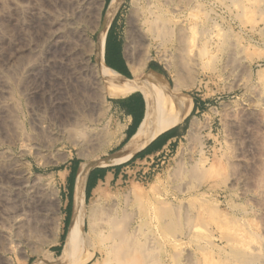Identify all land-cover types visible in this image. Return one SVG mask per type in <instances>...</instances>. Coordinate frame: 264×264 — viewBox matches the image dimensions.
<instances>
[{"label": "rangeland", "instance_id": "rangeland-1", "mask_svg": "<svg viewBox=\"0 0 264 264\" xmlns=\"http://www.w3.org/2000/svg\"><path fill=\"white\" fill-rule=\"evenodd\" d=\"M65 1L0 0V102H2L0 106L2 105V109H5L6 106L12 104L11 107L9 106L10 108L6 107V109L10 110L12 108V112L13 109H16L12 115V112L7 111L11 115L7 117L8 120L5 117L7 114L5 115L0 109V160H2L0 161V176L6 174L12 168L14 169V166L25 164L21 167L22 171L25 169L24 172L30 173L32 179L40 175L43 183L49 181L47 183L50 185L49 187L52 186L57 191L61 202L60 231L53 234L49 229L41 228V224L38 226V223L35 227L33 226L34 230L31 223L34 225L36 222L33 220L32 215L23 212L24 215L26 214L23 218L28 217L30 223L27 222V218L25 221L23 219L21 224L33 228L32 233L29 232V235L33 236L34 239H32V244H29L30 247L29 245L19 244V247H22L21 249L26 252L42 250L46 254L53 253L55 258L60 255L64 243L62 235L64 233L65 193L62 192L60 183L65 177L69 164L76 161L81 164H93L94 167L103 166L102 159L110 152L112 140L117 136L119 130L117 114L112 109L110 98L106 95L102 82L95 73V63L91 51L104 24L103 16H105V13L103 15L102 10L99 13L97 7L100 0H96V4L95 0L93 1L94 4H91L93 2L90 0H86L88 4L85 3L84 8L87 7L88 9H84L86 12L82 10L84 12H81L82 16L72 13L71 10L75 12L72 7L74 5H71L73 3L68 0ZM133 1L136 5L135 10H137V14L134 12L133 16H138L135 18L138 20L140 33L136 45L131 49L130 60L136 65H144L141 72L142 78L150 74L147 71L149 64L157 65L159 67V77L169 91H173L176 86L181 87L173 97L189 99L191 105L198 108V111H192L191 107L189 114L180 124L182 136L176 140L168 152L158 158V161L156 160L150 166L144 165V168L147 169L144 174L147 178L145 181L141 179V174H135L126 180V183L117 186H103L107 200L101 204L96 215L97 219L99 217L103 221L104 217L112 218L114 212L113 218L118 220L120 217L123 218V212H125L124 220H119L120 224L125 223V226L129 223L128 226H125L127 231L133 232L134 230V233L136 231V240L139 244H143L146 239V243L151 244L149 247L154 246L156 248L150 251L153 253L158 250L156 256L165 264H192L191 262L205 264L203 262L205 258H201V254L204 257L212 254L210 259L214 262L217 261L216 264L220 263L231 256V248L226 245L227 243H234V247L237 248H245L247 241L249 243L252 241L251 245L248 246L247 244L246 246L249 249L248 252L251 250L250 247H252L251 252L256 249L255 245H261L257 246L255 253L258 251V247L262 251L264 248V240H262L264 239V32H262V30L264 31V22L258 16H252V20L248 16L246 22L251 20L252 22L257 21V23L255 26H252L249 22L247 24L243 21L245 20L244 17L237 16V10L225 8L217 0H213L210 5H207L208 15L203 21L204 26L211 30L210 35L213 36V41L216 42L217 40L218 43L219 40V49L216 52L215 60L208 69L206 68L207 64L204 62L206 60L203 61L200 58L195 61L191 60L190 55L185 54L187 50L184 46V49L183 47L180 48V52L183 49L185 53H182L183 51L179 53L178 49L174 51L176 49L175 43L162 46V43L159 44L158 39L153 38L150 33L144 31L146 28L141 19L144 0H126L122 6L120 28L125 47L128 31L126 18L132 11L131 3ZM67 8H71V10ZM68 11L74 16H71ZM42 13L44 16H41ZM75 15L77 16L75 17ZM61 19L64 20L61 23H64V26L57 23ZM209 19L211 20L209 21ZM55 21L57 22L55 23ZM71 21L74 26H71ZM68 24L71 25L68 26ZM24 27L27 29L25 28V30ZM213 28L217 29L216 32ZM218 32L221 35H218ZM215 36L218 38L216 39ZM140 37L144 40H141ZM34 48L37 49L34 50ZM179 55L181 56L179 57ZM147 57L149 60L144 61ZM163 57L166 58V62L162 61ZM186 57L190 59L188 60ZM232 58L235 60L233 61ZM29 60L34 62L31 63ZM231 61L232 63H230ZM195 64L196 66H193ZM178 67L180 68L178 69ZM27 68H30L32 72ZM22 78L24 81H22ZM15 80L16 83H14ZM19 81L23 83L21 87ZM17 83L21 88L20 91L25 90V93L30 91L29 94L23 92L25 96L28 97L29 95L31 98L30 100L28 97V100L26 97L28 101L26 103L29 104V101H31L30 105L24 102L26 101L25 98V100L23 99L24 95L22 96L21 92H18L20 88H18ZM24 83L31 88L26 85L25 87ZM6 86L11 90L6 91ZM23 87L26 89H23ZM37 87L39 88L38 91H36ZM50 92H52V97H50ZM36 94L41 96L36 97ZM42 94H46V98L50 97L48 101ZM39 98L44 99L42 102L46 100V103L43 102L42 104ZM33 101L41 105H35ZM54 103H57L55 104L56 110ZM15 104L18 105L20 110L18 107L15 108ZM31 104L33 105L31 106ZM50 105L54 107V112L51 110L52 113L50 109L53 107ZM28 106L33 107L34 110ZM26 109H32V112ZM27 111L29 114H37L36 117L41 122L44 121V123H50L53 126H56L59 121L65 123L71 119L72 126L68 128V137L61 136L58 140H49L51 138L48 137V134H45L47 132H44L46 128H43L42 132L41 128L37 129L38 127L34 128L36 126L31 125L32 118H30ZM40 111H45V114L43 115L44 112L42 114L37 113ZM46 113L47 115L51 114V118L47 119ZM52 114H54V118L56 115L55 120L58 119L59 121L54 122ZM38 115L43 117L39 118ZM14 116H18V120ZM48 120L50 122H47ZM16 124H20L19 127ZM17 132L18 134H16ZM20 133L25 136L23 140L24 136L21 138ZM16 135H18V138ZM20 145L22 148L18 149L21 147ZM29 146L34 147V151L39 148L37 154ZM21 150H25L26 154L23 155ZM82 156L84 157L82 158ZM9 158L17 161V163L11 161L13 164L10 162L12 166L16 163L13 167L8 164ZM5 161L12 168L9 169ZM212 164L213 169L209 167V165L212 167ZM5 165L7 168H5ZM177 169L181 170L178 171ZM189 169H192L193 173L196 171L195 174ZM209 169H211L212 175H210ZM5 171L7 172L4 173ZM172 173L177 174L176 177ZM200 173H203V176L198 177ZM6 175H2V178H0V188L3 189L0 190L5 191V194L9 191L10 194H7V197L0 192V208L3 207L1 209H4L7 213L0 209V228L5 229L4 232L7 231L5 237L3 234L0 237V264H7V262L21 264L19 260L23 252L21 255L18 254L19 256L17 253L14 254L16 250L13 249V253L11 252L12 247L15 246L14 243L16 244L14 236L16 233L14 225L16 226V224H13L14 221L12 220V225L10 223L11 217H9L10 213L14 211L13 207H16L19 202L15 201H18V199H15V195L13 196L11 193V186L6 182ZM189 175L190 177H188ZM2 179L3 181L6 180L3 182ZM178 184L180 188L177 187ZM4 188L7 189L4 190ZM131 188H135L137 194H130ZM2 195L6 197L3 198ZM91 197L92 195L86 203L84 202V209L87 212ZM10 198L15 201L16 206H13L14 201ZM113 199L114 201H112ZM112 202L114 206H111L110 210ZM7 206L10 207L9 210ZM124 207L125 209H123ZM105 209L109 210V217L107 212L104 211ZM173 209L179 211H175L177 215L174 214ZM2 212H4L3 215ZM184 213L187 217L183 215ZM126 214L133 215L130 216L131 220H134L132 223ZM29 215H31V218ZM206 217L209 219H206ZM223 217L228 225L226 228ZM99 219L98 221L101 222ZM236 219L239 226H236ZM184 220L186 225L183 224ZM189 220L191 223H189ZM212 222L215 225L219 223L221 226L219 228L224 226L226 233L222 230V232L219 231L220 229ZM26 225L24 228L27 227ZM231 225L232 227L236 226V228H232ZM216 227L218 230H216ZM227 228L232 232H227ZM237 228L239 230L238 234H236L237 230L234 232V229ZM242 230L243 234H241ZM253 232L256 234L255 239ZM139 234L140 236H138ZM237 235L239 236L238 239ZM246 235L248 236L245 238ZM250 236L253 237L254 241L250 239ZM257 236L259 239L262 238L260 243ZM241 237L243 240H241ZM247 238L248 240L245 241L244 239ZM9 242L14 243L10 245ZM7 243L11 246V249L9 245L7 247ZM214 245L217 248L213 247ZM241 245L242 247H240ZM8 248L11 250L10 252ZM174 254L175 258H173ZM92 259L90 257L81 264H89ZM208 259L209 257L206 260ZM2 260L4 262H1ZM33 260L34 258L30 259V261ZM206 260L204 261L206 262Z\"/></svg>", "mask_w": 264, "mask_h": 264}, {"label": "bare ground", "instance_id": "bare-ground-1", "mask_svg": "<svg viewBox=\"0 0 264 264\" xmlns=\"http://www.w3.org/2000/svg\"><path fill=\"white\" fill-rule=\"evenodd\" d=\"M59 1V0H58ZM60 1H63V0H60ZM70 3L72 2L73 4L71 5H74L72 6L74 9L75 12H73L70 9L68 10H71L72 13L74 14H82L84 12H86L84 9H88L87 7L84 8V5H86L85 3L86 0H68ZM91 2H93L94 0H90ZM136 1V0H135ZM139 1V0H138ZM213 0H144V6L142 7V13H141V19L143 21V25L145 26L146 30L144 31H147L148 33H150V35L155 38V39H158L160 43H162V46L163 45H168V44H171V43H175L176 45V49H178L179 53H181L184 49V47L186 48L187 52L185 53L184 51L182 53H185V54H189L190 57H191V60L193 59L194 61L196 59H201V60H206L204 61L206 65V68L209 69L210 65L213 63V61L215 60V57H216V52L218 51V43H219V40H218V43H217V40L216 42L212 40V37L210 35L211 33V30L207 27L204 26V19L207 18V15H208V11H206V6L207 5H210L211 2ZM222 6H224L225 8H234V10H237L236 11V14L237 16L239 17H244L243 21H245V23L248 24L251 23L252 26H255V24L257 23L256 22H252V18L254 16H258L260 17V20L262 19V21L264 22V0H217ZM67 2V0L65 1ZM68 2V3H69ZM95 4H96V0L94 1ZM91 3V4H94ZM98 11L99 13L101 12L102 10V6H103V0H100L98 1ZM105 2V1H104ZM126 0H111L108 4V8L105 12V16L104 17V26L102 28L101 31H99V36H98V40L97 42L95 43V45L93 46V49H91L92 51V54L93 56L95 57V64H94V67H95V73L97 75V77L100 79V80H103L105 82H107L108 84L110 85H113V86H117V87H122V88H128L129 90L131 91H137V92H140L141 94H143L144 96V99H145V110H144V116H143V119L135 133V135L131 138V140H129L130 142H128V145L125 147L124 149V154L123 156H119V155H116L115 156V159L113 161L114 164H117L119 162H122V161H127L131 155H133V153L135 152H138L140 151L141 149H143L145 146H147L152 140H154L156 137H158L159 135H161L162 133L174 128V127H177L178 125H180L184 119L187 117V115L189 114L190 112V109H191V101L189 99H182V98H179V97H173V96H169L168 97H162L164 94H163V88L162 86L157 83L156 81L154 80H146L145 82H140L138 81V78L140 77L141 75V72H142V69L144 67V65H141L139 64V66L137 67V69L134 70L133 72V75L134 77L137 79V80H134V81H127L121 77H119L118 75H116L115 73L109 71L102 63L101 61V56H102V52H103V41H104V36H105V32H106V28L108 26V24L110 23V21L113 19L114 15L118 12V10L125 4ZM142 2V1H141ZM63 3V2H62ZM69 3V4H70ZM138 3V2H137ZM140 3V2H139ZM88 4V3H87ZM90 4V3H89ZM141 4V3H140ZM16 5V4H15ZM14 5V6H15ZM69 5V6H71ZM18 6V5H17ZM68 6V5H67ZM88 6V5H87ZM62 7V6H61ZM89 7V6H88ZM93 7V5H92ZM95 7V6H94ZM131 7H132V11H130V13L128 14V17L126 18V23H128V31H127V43H126V47H125V57L127 60L131 61V49L136 45V40L139 38L138 37V34L140 33V27H138V20H136V16H133L134 12H136L137 10H135V2L133 1L131 3ZM16 8V7H15ZM18 8V7H17ZM56 8V6H55ZM58 8V7H57ZM90 8V7H89ZM208 9V8H207ZM223 9V8H222ZM28 11V9H26ZM41 10V9H39ZM38 10V11H39ZM82 10H84V12H82ZM91 10V8H90ZM131 10V8H130ZM209 10V9H208ZM217 10V9H216ZM43 11V10H42ZM69 12V11H68ZM69 12V14L71 15L72 13ZM82 12V13H81ZM93 12V11H92ZM95 12V11H94ZM227 12V10H226ZM235 12V11H234ZM27 13V12H26ZM39 13V12H38ZM44 13V12H43ZM42 13L41 16H44ZM67 13V12H66ZM64 13V14H66ZM215 13V12H214ZM219 13V12H218ZM71 15V16H74ZM137 14V12L135 13ZM69 15V16H70ZM84 15V14H83ZM96 15V14H95ZM68 16V15H67ZM77 15H75L76 17ZM79 16V15H78ZM82 16V15H81ZM249 16V19L251 18V20L247 21L246 22V19L248 18ZM253 16V17H252ZM80 17V16H79ZM78 17V18H79ZM136 17V18H135ZM65 19V18H63ZM61 19L59 20V22L55 21V23L57 22L58 24L60 23V25H63L61 24L62 22H64V20ZM75 19V18H74ZM77 19V18H76ZM257 19V18H256ZM255 19V20H256ZM66 20V19H65ZM211 19H209L210 21ZM213 20V19H212ZM214 21V20H213ZM72 22V21H71ZM70 22V23H71ZM215 22V21H214ZM141 23V22H140ZM217 23V22H216ZM259 23V21H258ZM213 24V23H212ZM57 25V24H56ZM71 25V24H68V26ZM64 26V25H63ZM71 26H74L73 25V22H72V25ZM76 26V25H75ZM212 26V25H211ZM243 26V25H242ZM77 27V26H76ZM26 27H24L25 29ZM60 28V27H58ZM74 28V27H73ZM216 28V27H214ZM213 28V29H214ZM23 29V30H24ZM27 29V28H26ZM25 29V30H26ZM64 29V28H63ZM71 29V28H70ZM81 29V28H80ZM78 29V30H80ZM127 29V28H126ZM212 29V30H213ZM217 30V29H216ZM216 30L214 29V31L216 32ZM248 30V29H247ZM76 31V30H75ZM219 31V30H218ZM77 32V31H76ZM262 32H264L262 30ZM82 33V32H81ZM144 33V32H143ZM142 33V34H143ZM213 33V32H212ZM214 34V33H213ZM218 35H221L220 32L217 33ZM263 34V33H262ZM151 37V38H152ZM216 37V36H215ZM214 37V38H215ZM141 38V37H140ZM218 37H216L217 39ZM221 38V37H220ZM141 40H144L143 38H141ZM221 40V39H220ZM138 42V41H137ZM221 43V41H220ZM147 45V44H146ZM161 45V44H160ZM158 45V46H160ZM227 45L229 46L228 42H227ZM232 45V44H231ZM138 46V45H137ZM184 46V47H183ZM35 47V46H34ZM183 49L181 50L180 52V48ZM230 47V46H229ZM233 47V46H232ZM38 48V47H37ZM36 48V49H37ZM247 48V46H246ZM33 49V48H31ZM34 48V50H36ZM224 49V48H223ZM234 49V48H233ZM30 51V50H29ZM33 51V50H32ZM231 51V50H230ZM36 52V51H35ZM39 52V51H38ZM239 52V51H238ZM237 52V53H238ZM246 52V51H245ZM176 53V52H174ZM231 53V52H230ZM36 54V53H35ZM34 54V56H35ZM163 55V54H162ZM178 55V53H177ZM183 55V54H182ZM229 55V54H228ZM231 55V54H230ZM30 56V55H29ZM174 56V55H173ZM181 55H179L180 57ZM233 56V54H232ZM235 56V54H234ZM162 57V56H161ZM177 57V56H176ZM184 58V57H183ZM187 58V57H186ZM185 58V59H186ZM184 59V60H185ZM188 59V58H187ZM186 59V61H187ZM190 59V58H189ZM188 59V60H189ZM228 59V58H227ZM238 59V58H237ZM240 59V58H239ZM27 60V59H26ZM149 60L148 57L144 60V61H147ZM177 60V59H175ZM174 60V61H175ZM181 60V59H180ZM190 60V61H191ZM225 60V58H224ZM233 60V58H232ZM235 60V59H234ZM233 60V61H234ZM30 61V60H29ZM164 62H166V58L163 57V60ZM202 61V62H203ZM31 62V61H30ZM29 62V63H30ZM34 62V61H33ZM31 62V63H33ZM168 62V61H167ZM192 62V61H191ZM227 62V61H226ZM28 63V62H27ZM27 63H25L27 65ZM179 63V62H178ZM185 63V62H184ZM189 63V61H188ZM195 63V62H193ZM232 63V61L230 62ZM235 63V62H234ZM237 63V62H236ZM181 64V62H180ZM204 64V63H203ZM24 65V66H26ZM174 65V64H173ZM192 65V64H191ZM30 66V65H29ZM176 66V64H175ZM193 66H196L193 65ZM15 67V66H14ZM17 68V67H16ZM177 68V67H176ZM180 67H178L179 69ZM195 68V67H194ZM27 69H30V68H27ZM27 69H26V72H27ZM22 70V68H21ZM31 70V69H30ZM25 71V70H24ZM32 72V70H31ZM29 73V72H28ZM20 74V72H19ZM175 74V73H174ZM1 75V74H0ZM29 75V74H28ZM178 75V74H177ZM18 76V75H17ZM30 76V75H29ZM26 77V76H25ZM179 77V76H178ZM29 78V77H27ZM32 78V77H31ZM177 78V77H176ZM23 79V78H22ZM36 79V78H35ZM180 79V77H179ZM4 81V80H3ZM24 81V79L22 80ZM34 81V80H33ZM32 81V82H33ZM176 81V80H174ZM26 82V81H25ZM179 82V81H178ZM16 83V80L15 82ZM34 83L36 84V82L34 81ZM21 84L23 83H20L19 81V85L21 87ZM26 84H28L26 82ZM24 83V86L26 85ZM34 84V85H35ZM180 84V83H179ZM33 85V83H32ZM16 86V85H15ZM17 86H18V83H17ZM23 86V85H22ZM28 86V85H26ZM25 86V87H26ZM187 86V85H186ZM184 86V87H186ZM18 86V88H20ZM25 87H23V89H26ZM30 87V86H28ZM5 88V87H4ZM3 88V91L7 88L4 89ZM31 88V87H30ZM38 88V87H37ZM181 88V87H180ZM179 86H176V88H174L175 90H173L175 92V94L180 90ZM10 88H7L6 91H8ZM22 89V90H23ZM29 89V88H28ZM185 89V88H184ZM11 90V89H10ZM9 90V91H10ZM21 88L19 89V93L24 97L23 99L25 98L26 101H24L25 103L28 102L27 101V96H25V94H29L30 91H28V93H25V90L22 92L20 91ZM33 90V89H32ZM39 88L36 90L38 91ZM2 91V92H3ZM12 92V91H11ZM18 93V94H19ZM23 93V94H22ZM34 93V92H33ZM43 93V92H41ZM40 93V94H41ZM49 93V92H48ZM52 92H50L51 94ZM170 93V92H169ZM5 94V93H3ZM38 94V95H40ZM166 94V93H165ZM174 94V95H175ZM31 95V94H30ZM33 95V94H32ZM36 94V97L38 96ZM43 95V94H42ZM46 95V94H45ZM43 95V96H45ZM49 95V94H47ZM41 96V95H40ZM50 96V95H49ZM53 95L51 94L50 97H52ZM5 97V96H4ZM7 97V96H6ZM21 97V96H20ZM27 97V98H26ZM32 97V96H31ZM49 97V98H50ZM30 98V97H29ZM28 98V100H29ZM35 98V97H33ZM32 98V99H33ZM42 98V97H41ZM44 98V97H43ZM49 98H46L45 96V99H48ZM2 99V98H1ZM5 99V98H4ZM3 99V100H4ZM24 99V100H25ZM40 99V98H39ZM31 100V98H30ZM35 100V99H34ZM41 100V99H40ZM44 100V99H42ZM41 100V102H42ZM53 100V98H52ZM55 100V99H54ZM5 101V100H4ZM15 101V100H14ZM37 101V100H36ZM36 101H33V103L36 105H41L39 103H35ZM46 103V100L43 101ZM42 102V104H43ZM51 102V101H50ZM2 102H0L1 104ZM17 103V102H16ZM19 103V102H18ZM31 101H29V104L30 105ZM52 103V102H51ZM58 103V102H57ZM57 103H54V107H55V110H56V105ZM84 103V101H83ZM7 104V103H6ZM25 104V106H26ZM86 104V103H85ZM12 104H10L9 106L11 107ZM33 104H31L32 106ZM45 105H49V104H45ZM53 105V104H51ZM50 105V106H51ZM81 105V104H80ZM79 105V106H80ZM87 105V104H86ZM2 106V105H1ZM0 106V107H1ZM5 107V104L3 105ZM9 106H6V107H9ZM31 106H28L29 108ZM50 106H47V107H50ZM82 106V105H81ZM2 109L3 107H1L0 109H2L3 113H5V117L7 118L8 116H11L13 114L14 111H16V109L14 110L13 109V112H12V108L9 110L8 108L6 109ZM9 107V108H10ZM18 105L15 104V108H17ZM36 107V106H35ZM46 107V108H47ZM53 107V106H51ZM53 108L50 109V111L52 110L53 111ZM78 107V106H77ZM83 107H84V104H83ZM82 107V108H83ZM27 108V107H26ZM33 109V107H31ZM44 108V106H43ZM58 108V107H57ZM87 108V107H86ZM19 109V107H18ZM17 109V110H18ZM32 109H26V110H32ZM37 109V107H36ZM41 109V108H40ZM48 109V108H47ZM75 109V107H74ZM20 110V109H19ZM34 110V109H33ZM44 110V109H43ZM85 110V109H84ZM83 110V111H84ZM1 111V110H0ZM6 111V112H4ZM7 111L9 112H12L11 115L10 113H7ZM27 111V112H28ZM51 111V113H52ZM75 111V110H74ZM20 112V111H19ZM32 112V111H31ZM30 112V113H31ZM44 112V113H43ZM54 112V111H53ZM80 112V111H78ZM2 113V112H1ZM21 113V112H20ZM37 113H43V115L45 114V111H40V112H37ZM77 113V112H76ZM16 114V112H15ZM29 114V112H28ZM32 114V115H31ZM29 114L30 115V118H32V124L31 125H35L36 127L34 128H41V131L43 128H46V131L44 132H47L45 134H48V137L51 138L49 140H54V139H57L61 136H67L68 137V128L72 126V120L69 119L67 120L65 123H63L62 121H59L62 122V123H58L56 126L50 124V123H44L41 122L40 120H38V118L36 117L37 114L35 113H31ZM34 114V115H33ZM56 114V112H55ZM78 114V113H77ZM1 115V114H0ZM47 115V113H46ZM51 115V114H50ZM49 114L45 117H47V119H49V117L51 118ZM54 114H52V118L53 120H55L56 118V115H55V118L53 117ZM4 116V115H3ZM39 116V115H38ZM58 116V115H57ZM2 117V116H1ZM13 117V116H12ZM16 116H14L15 118ZM41 116H39L40 118ZM43 117V116H42ZM41 117V118H42ZM4 118V117H3ZM17 120H18V116L16 117ZM8 120V118H7ZM14 120V119H13ZM30 120V119H29ZM45 120V119H44ZM52 120V119H50ZM52 120V122H53ZM57 120H55L54 122H56ZM64 120V119H63ZM11 121V120H10ZM31 121V120H30ZM80 121V120H79ZM13 122V121H12ZM47 122H50L49 120ZM53 122V123H54ZM31 123V122H30ZM56 124V123H55ZM15 125V124H14ZM17 125V124H16ZM20 125V124H18ZM17 125V127H19ZM33 127V126H32ZM33 129V128H32ZM34 130V129H33ZM36 130V129H35ZM40 131V132H41ZM39 132V133H40ZM43 132V131H42ZM18 134V132L16 133ZM21 134V133H20ZM44 135V134H42ZM24 135L21 134V138L23 137ZM46 136V135H45ZM16 137L18 138V135H16ZM27 137V136H26ZM16 138V140H17ZM25 138V136L22 138V140ZM28 138V137H27ZM48 140V138H47ZM60 140V139H59ZM70 140V139H69ZM51 141V142H52ZM23 142V141H21ZM48 142V141H47ZM73 143V141H72ZM24 144V143H23ZM38 144V143H37ZM53 144V143H52ZM51 144V145H52ZM74 144V143H73ZM76 144V143H75ZM47 145V144H46ZM79 145V144H78ZM21 146V145H20ZM24 147L26 145H23ZM43 146V145H42ZM28 147V146H27ZM26 147V148H27ZM30 147V146H29ZM36 147V146H35ZM22 146L18 149H21ZM25 148V150H26ZM31 150L33 149V151L35 150V148L33 147H30ZM37 148V147H36ZM43 148V147H42ZM25 150H21L22 151V154L25 155L26 154V151ZM30 150V149H29ZM28 150V151H29ZM39 150V148H37V151ZM43 150V149H42ZM37 151H34L36 152L37 154ZM31 152V151H30ZM28 152V153H30ZM21 153V152H20ZM3 155H5V153H3ZM2 155V156H3ZM79 155V154H78ZM1 156V157H2ZM11 156V155H9ZM12 157V156H11ZM84 156H82L83 158ZM3 158V157H2ZM14 158V156H13ZM16 158V157H15ZM22 158V157H21ZM114 158V157H112ZM5 159V158H4ZM6 159H8V157H6ZM10 159V158H9ZM23 159V158H22ZM21 160V159H20ZM2 161V160H0ZM4 161V160H3ZM8 161V160H7ZM5 161V164L6 162ZM16 162V160L13 161V159H10V161L8 162L9 166H12L10 165V162ZM19 161V160H18ZM112 161V160H111ZM11 162V163H12ZM1 163V162H0ZM4 163V162H2ZM14 163V165L16 164ZM19 163V162H18ZM13 164V163H12ZM195 164V163H194ZM7 165V164H6ZM5 165V166H6ZM13 165V166H14ZM18 165V164H17ZM20 166H14V169L12 167H9L12 168L11 170H7L5 171L4 173L6 174H1L0 178H2V175H6L7 177V181L10 186H11V193L13 194V196L15 195V199H18L15 200L16 202H19V204L16 206V203L12 198L11 196V200L14 201V205L13 206H16V207H13L14 208V211H10V216L9 214L7 215V218L8 216L11 217V224H12V220L14 221L13 224H16V226L14 225V227L16 228V233H15V239H16V245L14 242H9L10 245L12 243H14L15 246L12 247V251L10 250L11 249V246L7 243V247L9 245L10 249L8 248L9 252L11 251L13 253L14 250H16V252L14 254L17 253L18 254H22L23 252V255L22 257L20 258V263L21 264H81L83 262H85L86 259L92 257V261L89 263V264H165L164 262H162L160 259H158V257L156 256V252H158V250H156V252L154 251L153 253L150 251V250H155L156 248H154V246H151L152 249H150L151 247H149L150 245H148L149 243H146V239L145 241H143V244H139L138 241L136 240V231L134 233V230L133 232H128L127 231V228L125 226H128V221H127V225L124 226L125 223H122L123 225L120 224V221L121 219L124 218L125 216V212H122L123 214V218L120 217V219H116V218H113L114 217V212H113V216L112 218L109 217V213L108 212L109 210L108 209H105L104 211L107 212V217H104L103 218V221H102V218L98 219L101 220V222L98 221L96 215L97 213L99 212V209H100V206L101 204L107 200V196L104 192V189H103V186H100L98 188H96L93 192H92V197H91V200L89 202V208H88V212L85 211L84 209V183H85V180H86V177L87 175L89 174V172L94 168V165L93 164H81L78 171H77V174H76V186H75V192H74V196H73V200H72V213H71V219H70V222H69V225L67 227V231L65 233V239H64V243H63V246H62V249H61V253L60 255L55 258V256L53 255V253L49 252V254H46L44 251L42 250H37V251H30V252H26L25 250L21 249L22 247H19V244H22L23 246H28L30 243L32 244V239H34L33 236H30L29 235V232L32 233V229L37 225L38 223V226L41 224V228H45V229H49L53 234H56L60 231V209H61V202L59 200V197H58V194H57V191L51 186L49 187L50 185H48L47 183H49V181L46 183V182H42L41 178H40V175H37L35 176L33 179L32 177H30V173H27V172H24L25 169L22 171L21 167L24 166L25 164H19ZM179 165V164H178ZM177 165V166H178ZM182 165V164H181ZM218 165V164H217ZM7 166L5 168H7ZM180 166V165H179ZM197 167V166H196ZM201 167V166H200ZM210 168L213 169V164H212V167L211 165H209ZM208 167V168H209ZM179 168V167H178ZM202 168V167H201ZM217 168V167H216ZM178 170V169H177ZM181 169H179L178 171H180ZM192 171V169H189ZM202 170V169H201ZM200 170V171H201ZM204 170V169H203ZM202 170V171H203ZM211 169H209L210 171ZM221 170V169H220ZM198 171V170H197ZM201 171V172H202ZM196 172V171H195ZM195 172L192 173L195 174ZM206 172H208V170H206ZM212 171H210V175ZM216 172V171H215ZM190 173V171H189ZM191 173V174H192ZM204 173V172H203ZM203 173L199 176H203ZM209 173V172H208ZM173 174V173H172ZM171 174V175H172ZM190 174V175H191ZM174 175V174H173ZM172 175V177L174 178V176L176 177L177 174H175L174 176ZM190 175L188 177H190ZM206 175V174H204ZM178 176H179V173H178ZM192 176V175H191ZM196 176V175H195ZM196 177V178H198ZM213 177V176H212ZM88 178V177H87ZM178 178V177H177ZM206 178V177H205ZM175 179V178H174ZM195 179V178H194ZM6 179H4L5 181ZM51 180V179H50ZM190 180V179H189ZM200 180V179H199ZM3 181V179L1 180ZM3 181V182H4ZM197 181V180H196ZM5 182V183H6ZM199 182V181H198ZM4 183V184H5ZM2 184V183H1ZM54 185V184H53ZM197 185V184H196ZM200 185V184H199ZM9 186V187H10ZM135 186V185H134ZM179 186V184L177 185V187ZM180 188V187H178ZM177 188V189H178ZM2 189V188H0ZM7 189V188H6ZM4 188V190H6ZM10 189V188H8ZM160 189V188H159ZM3 190V189H2ZM2 190H0V192H2V194L4 193L5 194V191L3 192ZM158 191V190H157ZM179 191V190H178ZM181 191V190H180ZM10 195L9 194V191L8 193L6 192V196ZM11 194V195H12ZM130 194L132 195H135L137 194V191L135 188H131L130 189ZM1 195V193H0ZM5 195H2L3 198H5L6 196ZM127 195V194H126ZM125 195V196H126ZM201 195V194H200ZM128 196V195H127ZM126 196V197H127ZM190 196V194H189ZM196 196V195H195ZM194 196V198H195ZM8 197V196H7ZM10 197V196H9ZM151 197V196H150ZM185 197V196H184ZM14 198V197H13ZM189 198V197H188ZM198 198V197H197ZM8 199V198H7ZM61 199V198H60ZM139 199V198H138ZM6 200V199H5ZM9 200V199H8ZM12 201V202H13ZM114 201V199L112 200ZM11 202V203H12ZM208 202V201H207ZM172 203V202H171ZM7 204V203H6ZM9 204V202H8ZM106 204V203H105ZM112 205H110V210H111V206H114L113 202L111 203ZM129 204V203H128ZM143 204V203H142ZM174 204V203H172ZM179 204V203H178ZM3 205V204H1ZM184 205V204H183ZM10 206V205H9ZM9 206H7L8 210H9ZM124 206V204H123ZM169 206V205H167ZM179 206V205H178ZM185 206V205H184ZM117 207V206H116ZM3 208V207H1ZM0 208V209H1ZM12 208V207H11ZM106 208V207H105ZM132 208V207H131ZM179 208V207H178ZM125 209V207L123 208ZM166 209V208H165ZM2 210V209H1ZM4 210V209H3ZM2 210V211H3ZM180 210V209H179ZM184 210V209H183ZM155 211V210H154ZM175 211H178V210H174L173 209V212ZM185 211V210H184ZM5 212V210H4ZM2 212V215L3 213ZM23 212H26V213H29L32 215L33 217V220L36 222V224H32V227L31 228L30 226H27L26 224H21V222H23V217L26 216V214L24 215ZM172 212V213H173ZM179 212V211H178ZM1 213V212H0ZM6 213V212H5ZM121 213V212H120ZM136 213V212H135ZM134 213V214H135ZM7 214V213H6ZM6 214H4L6 216ZM106 214V213H105ZM132 214V213H131ZM174 214L177 215V213L175 212ZM209 214V213H208ZM211 214H213V212H211ZM28 215V214H27ZM31 215L30 218H31ZM111 215V214H110ZM128 217H129V221H134V220H131V217L133 215H128L126 214ZM156 215V214H155ZM164 215V213H163ZM176 215H174L176 217ZM184 216H186V214L184 213L183 214ZM200 215V213H199ZM106 216V215H105ZM117 216V215H116ZM115 216V217H116ZM126 216V217H127ZM131 216V217H130ZM210 216V215H208ZM102 217V216H101ZM135 217V216H134ZM174 217V219H175ZM187 217V216H186ZM204 217V215H203ZM28 218V217H27ZM25 218V219H27ZM35 218V219H34ZM119 218V217H118ZM194 218V217H193ZM24 219V221H25ZM178 219V217H177ZM183 219H185V217H183ZM182 219V220H183ZM206 219H209L208 217H206ZM218 219V218H217ZM221 219V218H220ZM219 219V220H220ZM223 221L225 222V228L228 227L227 225V222L225 220V218L223 217L222 218ZM120 220V221H119ZM124 220V219H123ZM127 220V219H126ZM29 218H28V221L29 222ZM119 221V222H118ZM168 221V220H167ZM190 221V220H189ZM188 221V222H189ZM196 221V219H195ZM194 221V222H195ZM211 221V220H209ZM241 221V219H240ZM177 222V221H176ZM30 223V222H29ZM28 223V224H29ZM191 223V221L189 222ZM211 223V222H210ZM213 225H215L214 222H212ZM217 223V222H216ZM232 223V222H231ZM241 223V222H240ZM12 224V225H13ZM178 224V222H177ZM185 223V220H184V223ZM198 224V222H197ZM236 224H237V219H236ZM27 226L26 228H24V226ZM166 225V224H165ZM188 225V224H187ZM191 225V224H190ZM211 225V224H210ZM212 225V226H213ZM219 225V226H218ZM218 225H215L218 227V229H220L219 231H223L226 233V231L224 230V226L222 228H219L221 227L220 224L218 223ZM236 226H239L238 224ZM236 226L231 227L232 228H236ZM256 226V225H255ZM143 227V226H142ZM186 227V226H185ZM188 227V226H187ZM190 227V226H189ZM216 227V230H218ZM229 228L230 230L232 228ZM14 228V229H15ZM126 228V229H125ZM23 230L22 232L20 230ZM135 229V228H134ZM144 229V228H142ZM228 229V228H227ZM228 229L227 232H230V230ZM256 229V228H255ZM5 229L3 228H0V237H2L1 235L3 234V236L5 237L6 235V232L7 231H3ZM35 230V228H34ZM235 230H237V233L238 234V228L237 229H234V232H236ZM142 231V230H141ZM221 231V232H222ZM143 232V231H142ZM187 232V231H186ZM232 232V231H231ZM230 232V233H231ZM241 232V230H240ZM239 232V233H240ZM255 232V231H254ZM253 232V233H254ZM22 233V235H21ZM35 233V231H34ZM38 233V232H36ZM256 233V232H255ZM253 234L254 235V239L256 238V234ZM243 234V230H242V233ZM240 234V235H241ZM8 235V234H7ZM33 235V234H31ZM234 235V234H233ZM35 236V235H34ZM140 236V234L138 235ZM137 236V237H138ZM156 236V235H155ZM248 235L245 236V238L247 237ZM158 237V236H157ZM238 235H237V239H238ZM251 237V236H250ZM249 237V238H250ZM258 237V236H257ZM147 238H149L147 236ZM14 239V238H13ZM151 239V238H150ZM148 239V241L151 242V240ZM194 239V238H193ZM251 240L254 241L253 237L250 238ZM259 239V237H258ZM262 239V238H260ZM258 240L259 243L261 242V240ZM160 240V239H158ZM241 240L242 237H241ZM245 241L248 240L247 239H244ZM264 240V239H262ZM34 242V241H33ZM237 242V241H236ZM146 243V244H144ZM173 243V242H172ZM252 243V241H251ZM251 243H249L247 241V244L249 246V244L251 245ZM234 244V243H233ZM231 244V243H227L226 245L227 246H230L231 248V256L226 259V260H223L222 262L220 263H217V264H264V248L262 251H260L259 247H258V251L255 253V250H257V246H261V245H255L256 249H253V251L251 252L252 250V247L250 252L248 248H237V247H234V245ZM13 245V244H12ZM171 245V244H170ZM202 245V244H201ZM200 245V246H201ZM244 245V244H243ZM254 246V244H252ZM208 246V245H207ZM238 246V245H237ZM30 247V245H29ZM213 247H216L217 246H213ZM225 247V246H224ZM242 247V245L240 246ZM244 247V246H243ZM254 247V248H255ZM28 248V247H27ZM154 248V249H153ZM14 249V250H13ZM221 249V248H220ZM246 249V250H245ZM248 249V250H247ZM23 250V251H21ZM21 252V253H20ZM2 253V251H1ZM177 254V253H176ZM191 255V254H189ZM198 255V254H197ZM212 254H209L208 255H204L201 254V258H205L204 260L207 259V257H209L208 260H206V262L203 260V262L205 264H216L217 261H213L212 259H210ZM3 256V255H2ZM19 256V255H18ZM178 256V255H177ZM207 256V257H206ZM228 256V254H227ZM1 257V255H0ZM175 254L173 256V258H175ZM34 258L33 261H30V259ZM2 259V258H1ZM19 259V258H18ZM6 260V259H4ZM4 260H2L1 262H4ZM9 260V259H7ZM192 260V259H191ZM221 260V259H220ZM190 261V260H189ZM7 262V261H5ZM186 262V261H185ZM202 262V260H201ZM192 264H194L193 262H191ZM4 264V263H3ZM6 264V263H5ZM7 264H10V262H7Z\"/></svg>", "mask_w": 264, "mask_h": 264}, {"label": "crops", "instance_id": "crops-1", "mask_svg": "<svg viewBox=\"0 0 264 264\" xmlns=\"http://www.w3.org/2000/svg\"><path fill=\"white\" fill-rule=\"evenodd\" d=\"M110 1L111 0H103V15L107 10ZM121 10L122 7L114 15L106 28L101 61L109 71L127 81H134L137 79L134 77L133 72L137 69L139 64L136 65L133 61H129L125 57V43L121 37L120 28ZM95 60L96 59L93 56L94 63ZM147 71H149L150 74L143 78L140 75L138 81L145 82L147 80H154L163 88L164 95L162 97H168L169 94L170 96H174L175 92L169 91L165 87L163 80L159 77V67L157 65L149 64L147 66ZM101 82L106 95L110 98V105L117 114V125L119 130L117 136L112 140L110 152L102 159L104 165L94 167L87 175L88 178L86 177L84 183V186L86 185L84 187L86 188L84 189L85 203L86 198H90L92 192L100 186H117L118 184L126 183V180L135 174L144 175L147 170L144 168V165L150 166L156 160L158 161V158L162 154L168 152L176 140L182 136L181 127L178 125L156 137L140 151L133 153L127 161L114 164L113 161L115 156H123L125 147L128 145V142H130L129 140L135 135L143 119L145 99L140 92L131 91L128 88L113 86L103 80H101ZM197 106H199V104H197ZM191 107L192 111H198V108L194 105H191ZM80 165L81 163L76 161L70 163L65 177L60 183L61 190L65 193V209L63 214L64 230L68 227L71 219L72 200L76 186V174ZM140 171L141 173H139Z\"/></svg>", "mask_w": 264, "mask_h": 264}, {"label": "trees", "instance_id": "trees-1", "mask_svg": "<svg viewBox=\"0 0 264 264\" xmlns=\"http://www.w3.org/2000/svg\"><path fill=\"white\" fill-rule=\"evenodd\" d=\"M88 199H89V197L86 198V202L88 201ZM66 231H67V228L64 230V233L62 235L63 242H64V239H65V233H66Z\"/></svg>", "mask_w": 264, "mask_h": 264}, {"label": "built area", "instance_id": "built-area-1", "mask_svg": "<svg viewBox=\"0 0 264 264\" xmlns=\"http://www.w3.org/2000/svg\"><path fill=\"white\" fill-rule=\"evenodd\" d=\"M142 180H146L147 178H146V175H142V178H141Z\"/></svg>", "mask_w": 264, "mask_h": 264}]
</instances>
